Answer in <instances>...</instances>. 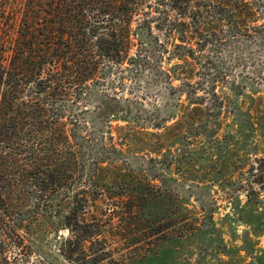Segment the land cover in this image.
Returning a JSON list of instances; mask_svg holds the SVG:
<instances>
[{
    "label": "trees",
    "instance_id": "1",
    "mask_svg": "<svg viewBox=\"0 0 264 264\" xmlns=\"http://www.w3.org/2000/svg\"><path fill=\"white\" fill-rule=\"evenodd\" d=\"M216 1L218 5L215 0L167 1L178 17L166 14L164 19L182 43L176 48H184L176 58L185 63L176 65V70L191 66L188 59L195 61V49L183 44L207 32L208 37L198 43L202 50L209 36L216 34L218 24L207 17L197 25L202 8L218 13L227 9L225 0ZM155 13L153 2L146 0H0V264H120L121 260L140 264L165 241L183 240L203 230L200 218L188 221L191 212L180 194H171L158 165L172 172L176 163L184 168L186 180L205 188L208 172L191 174L193 160L182 140L204 123L206 96L186 92L193 107L184 109L169 128L157 124L163 133L140 141L139 152L150 157L138 179L127 174L103 178L105 168L117 167L109 156L94 162L90 179L82 177L84 136L78 119L88 111L85 97L97 87L105 93L123 86L124 81L111 77L128 72L143 59L147 34L160 27ZM194 71L191 66L183 72L184 84L197 91L189 81ZM214 86L209 107L216 111L224 100ZM103 114L111 121L126 120L111 108L104 107ZM108 134L114 141L112 126ZM227 172L219 170L220 180ZM249 173L255 177L253 183L264 185V167ZM107 200L113 227L128 249L127 257L119 260L102 223L105 213L97 209ZM64 230L69 232L66 238L60 236ZM50 231L55 248L46 252Z\"/></svg>",
    "mask_w": 264,
    "mask_h": 264
},
{
    "label": "rangeland",
    "instance_id": "2",
    "mask_svg": "<svg viewBox=\"0 0 264 264\" xmlns=\"http://www.w3.org/2000/svg\"><path fill=\"white\" fill-rule=\"evenodd\" d=\"M167 1L146 0L153 2L160 27L154 28L153 35L147 34L142 44L143 59L137 66L124 74L115 72L111 77L115 82L124 81L123 86L116 92L112 88L105 93L97 87L85 97L84 110L88 111L80 113L78 119L84 136L82 177L90 179L94 162L109 156L117 167L105 168L103 178L127 174L138 179L141 171L147 169L146 159L150 157L147 152H139L140 141L147 140L149 134L163 133L165 129L158 130L157 124L169 128L180 119L184 109L193 107L186 92L206 96L209 105L212 104L210 92L216 84L214 90L224 104L216 111L208 105L204 123L182 140L185 153L193 160L189 162L191 174L208 172L205 188H197L186 180L182 175L184 168L180 169L176 163L172 172L158 165L160 173L168 179L171 194H180L184 208L191 212L188 221L193 222L192 216L198 217L204 228L183 240L174 237L165 241L140 264H264V185L253 183L255 177L249 173L251 169L259 171L264 167V0H225L227 9L220 13L202 8L203 18L197 25L207 17L208 22L214 21L219 27L202 50L198 43L208 37L207 32L183 44L195 49V61L188 59V62L195 70L189 81L197 91L184 84L183 72L191 66L176 70V65L185 63L176 58L184 48H176V44L182 43L176 34L173 37L164 19L166 14L178 17ZM213 3L219 4L216 0ZM236 5L243 15L232 7ZM65 106L79 111L72 103ZM104 107L126 120L111 121L103 114ZM111 126L114 141L109 139ZM112 145L123 152H115ZM173 152L176 155V147ZM219 170H227L228 175L220 180ZM97 209L105 213L102 223L115 248V260H119L128 249L113 227L110 200L99 203ZM47 235L45 251L50 252L55 248V235L52 231ZM60 236L66 238L69 232L61 231ZM124 263L121 260L120 264Z\"/></svg>",
    "mask_w": 264,
    "mask_h": 264
}]
</instances>
